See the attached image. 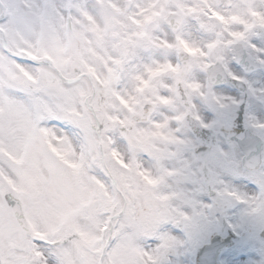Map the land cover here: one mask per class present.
<instances>
[{
    "label": "snow or ice",
    "instance_id": "obj_1",
    "mask_svg": "<svg viewBox=\"0 0 264 264\" xmlns=\"http://www.w3.org/2000/svg\"><path fill=\"white\" fill-rule=\"evenodd\" d=\"M149 3L128 0L145 36L162 15ZM99 13L20 0L0 17V264H264V126L250 118L264 112V23L207 68L175 143L140 142L146 122L117 99L128 73L101 62L83 23ZM125 39L130 73L148 47ZM221 88L229 100L211 102Z\"/></svg>",
    "mask_w": 264,
    "mask_h": 264
},
{
    "label": "rangeland",
    "instance_id": "obj_2",
    "mask_svg": "<svg viewBox=\"0 0 264 264\" xmlns=\"http://www.w3.org/2000/svg\"><path fill=\"white\" fill-rule=\"evenodd\" d=\"M151 1H153V0H150V3H151ZM150 3H149V5H150ZM106 5V2L105 3H103L102 4V7L105 9V6ZM236 15L238 16V17H240L239 16V12H237L236 13ZM247 18H243V20H246ZM196 27H198V26H196ZM198 28H200V27H198ZM133 32V31H132ZM131 32V33H132ZM188 35H191V36H194V37H196V39H194V38H191V40L193 41V42H195V43H199V42H204V44H208L209 42H211L213 39H214V36L213 35H208V37H207V39H205L204 37H202L200 34H197V33H195V32H193V31H187L186 32ZM199 44H201V43H199ZM117 51H119V48H117ZM97 56H98V58H99V53L97 54ZM99 59H101V58H99ZM101 62L102 63H105V61L103 60V59H101ZM257 85H259V84H257Z\"/></svg>",
    "mask_w": 264,
    "mask_h": 264
},
{
    "label": "flooded vegetation",
    "instance_id": "obj_3",
    "mask_svg": "<svg viewBox=\"0 0 264 264\" xmlns=\"http://www.w3.org/2000/svg\"><path fill=\"white\" fill-rule=\"evenodd\" d=\"M233 69V71L235 72L236 70L234 69V68H232ZM255 88L257 89V90H259L261 87L259 86V85H255Z\"/></svg>",
    "mask_w": 264,
    "mask_h": 264
}]
</instances>
